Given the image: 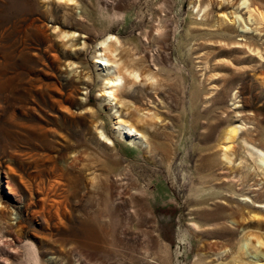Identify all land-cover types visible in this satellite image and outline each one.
I'll use <instances>...</instances> for the list:
<instances>
[{
  "label": "rangeland",
  "instance_id": "1",
  "mask_svg": "<svg viewBox=\"0 0 264 264\" xmlns=\"http://www.w3.org/2000/svg\"><path fill=\"white\" fill-rule=\"evenodd\" d=\"M69 3L0 0V264H264V0Z\"/></svg>",
  "mask_w": 264,
  "mask_h": 264
},
{
  "label": "bare ground",
  "instance_id": "2",
  "mask_svg": "<svg viewBox=\"0 0 264 264\" xmlns=\"http://www.w3.org/2000/svg\"><path fill=\"white\" fill-rule=\"evenodd\" d=\"M62 1H65L66 4H70L69 2H72V0H62ZM109 38L111 39V36ZM102 43L104 45L103 51L99 53V56H97V58L94 60V62H99L100 64H103L104 66L113 65V57H114L113 51H114V49L111 46V44L107 43V40L102 41ZM126 74L135 80L139 77V72L137 69L126 68V70H124V71L117 70L116 73L112 74V76L110 78L106 77L105 85L108 88L103 90L104 94H108V96L115 97V89L119 86V83L125 79ZM118 123H120L119 125H123L124 127H126L129 132H133V131L139 132V130L134 125L126 124L127 120L120 118ZM229 133H230V136H232V134L236 133V129L235 128L230 129ZM230 178H231V179H229L230 181L234 180L233 177H230ZM7 187L9 188L10 193L15 194L14 187L12 186V184L10 182H8ZM238 210H239V208H237V211ZM238 213H240V212H238ZM238 222L242 223L243 221L242 222L238 221ZM193 224L195 227L199 226L197 224V222H195V221H193ZM213 225H214V223H213ZM8 264H9V262H8Z\"/></svg>",
  "mask_w": 264,
  "mask_h": 264
}]
</instances>
